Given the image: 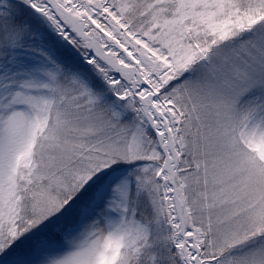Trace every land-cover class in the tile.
I'll return each mask as SVG.
<instances>
[{"label":"snow or ice","instance_id":"snow-or-ice-1","mask_svg":"<svg viewBox=\"0 0 264 264\" xmlns=\"http://www.w3.org/2000/svg\"><path fill=\"white\" fill-rule=\"evenodd\" d=\"M0 264H264V0H0Z\"/></svg>","mask_w":264,"mask_h":264}]
</instances>
